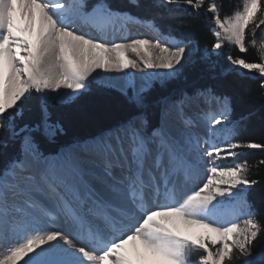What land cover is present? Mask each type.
Instances as JSON below:
<instances>
[{"label":"snow or ice","instance_id":"6c2138e0","mask_svg":"<svg viewBox=\"0 0 264 264\" xmlns=\"http://www.w3.org/2000/svg\"><path fill=\"white\" fill-rule=\"evenodd\" d=\"M182 3L211 14L213 53L225 43L241 54L256 49L259 62L230 52L226 59L258 73L264 89V37L256 39L262 0H245L242 11L223 17L216 0ZM134 20L107 0H0V264H256L264 220L247 195L259 181L237 150H264V143L218 141L232 123L233 98L210 87L164 97L151 123L143 109L153 82L195 63V40L109 39L81 27L103 32ZM98 69L124 74L106 77L105 86L126 96L131 89L137 113L75 149L41 151L38 134L53 141L64 132L50 107L88 91ZM129 69L144 73L139 86ZM33 99L41 118L21 123ZM201 175L200 185L187 187Z\"/></svg>","mask_w":264,"mask_h":264},{"label":"trees","instance_id":"16d2710c","mask_svg":"<svg viewBox=\"0 0 264 264\" xmlns=\"http://www.w3.org/2000/svg\"><path fill=\"white\" fill-rule=\"evenodd\" d=\"M88 2L94 4L97 0ZM107 2L115 9L128 10L142 18L150 19L163 32L178 39L191 34L195 40L192 54L195 63L187 64L177 79H168L161 84L154 83L153 89L147 94V106L143 112L151 123L158 122L164 97L175 96L181 87L187 90L210 87L217 93L228 94L233 98L229 117L232 123L226 130L227 141L264 143V89L260 87L259 74L234 68L226 59V54L230 52L233 56L243 55L250 62H259L256 49L249 46L248 51L241 54L234 46L225 43L219 54L213 53L212 45L216 41L212 32L214 25L207 19L211 14L201 9L197 15L195 10L183 4L182 0L178 5H166L159 0H107ZM216 2L222 6L220 14L223 17L241 11L244 0ZM246 32L248 33L247 29ZM248 37L249 35L246 36V40ZM210 53L212 55L206 61L204 58ZM49 111L53 119L62 121L64 132L53 141H48L39 134L37 138L41 151L55 153L72 143L84 141L116 127L136 114L138 109L121 92L93 81L89 90L80 94L77 99L66 104H56L50 107ZM40 118L39 106L33 99L25 106L20 122L34 125ZM237 151L244 153L240 162L245 160L248 162L249 177L259 181L248 189L247 200L259 213L258 218L264 220V165L259 163L264 159V150L241 148ZM8 153L18 154V144L11 146ZM230 161L232 163L231 159ZM199 254L196 252L194 256ZM262 257L264 240L259 241L255 248L256 264H261Z\"/></svg>","mask_w":264,"mask_h":264},{"label":"bare ground","instance_id":"6f19581e","mask_svg":"<svg viewBox=\"0 0 264 264\" xmlns=\"http://www.w3.org/2000/svg\"><path fill=\"white\" fill-rule=\"evenodd\" d=\"M130 23H132V22H130ZM130 23L129 22H124V21H118V22L115 23L114 26L113 25H109L106 28L107 33L104 36L107 37V38H109V39H114L115 38V39H118V40L119 39H124V38H132V37L138 38L135 35H132V31L130 32V29H129ZM148 32H149V34H151L152 33V30L149 29ZM155 51H159V50L157 49ZM155 53L156 52H154L153 54H155ZM132 58H136L134 56V54H132ZM129 70H130V72H132L131 74H130V72H128L129 73V76H131L132 79L134 80V82L136 83V85L139 86V84L141 83V81L138 78L140 76H142L144 73H142L138 69H129ZM147 71L148 70H145V72H147ZM154 71H157V72H160L161 74H163L166 70L157 69V70H154ZM97 73H99L98 79H100V80H102V81H104L106 83L108 82V81L105 80L106 77L119 78V77H122L124 75L123 73H117V72H105L102 69H98L97 70ZM94 75H96V74H94ZM114 82L122 83V81H114ZM76 146H71L67 150L75 149ZM202 179H203V175H201V177L198 178V179L190 180L187 183V187L188 188H194V187L200 185L202 183Z\"/></svg>","mask_w":264,"mask_h":264},{"label":"rangeland","instance_id":"374dc122","mask_svg":"<svg viewBox=\"0 0 264 264\" xmlns=\"http://www.w3.org/2000/svg\"><path fill=\"white\" fill-rule=\"evenodd\" d=\"M132 1H135V0H132ZM160 2H161V0H159ZM245 3V0H244V2H243V4ZM242 11V10H241ZM260 14V13H259ZM256 23H258V21L256 22ZM247 33V32H246ZM248 35H249V39H250V36H251V33H248ZM261 37H264V25H259V27L258 28H256V39H257V42H259L260 41V39H261ZM156 53L155 54H153L154 56L156 55H160V53H159V51H155ZM221 51H218V52H216L215 54H219ZM128 72H130V70H128ZM132 72H130V74H131ZM179 75L180 74H178V75H176V76H173V77H170V78H167L166 80H168V79H177L178 77H179ZM166 80H164V81H160V80H156V81H154L153 82V84L154 83H158V84H161V83H164ZM96 82H98V83H101V84H103V85H105L106 84V82H104V81H102V80H100V79H96L95 80ZM112 88V87H111ZM197 88H203V87H197ZM113 89H115V90H117V91H119V92H121L118 88H113ZM196 89V88H195ZM194 90V89H193ZM193 90H187L186 88H182L181 87V89H179V91H177V93H176V95L175 96H169V97H176V96H179L180 95V93L183 91V92H187V93H190V92H192ZM122 93V92H121ZM123 94V93H122ZM124 95V94H123ZM132 95V90L131 89H129L128 90V96H131ZM124 96H126V95H124ZM128 96H126V97H128ZM160 112H161V110H160ZM160 112H159V114H160ZM227 127H228V125H227ZM227 130V129H226ZM226 130L224 131V132H222V133H218L217 134V136H218V141L221 143V144H223V143H226L227 142V138H226ZM230 159L231 158H229L228 160H226V161H224V163L226 164H231V161H230Z\"/></svg>","mask_w":264,"mask_h":264}]
</instances>
